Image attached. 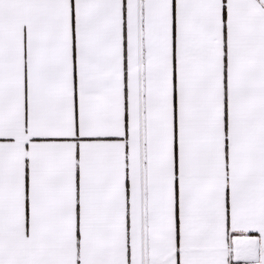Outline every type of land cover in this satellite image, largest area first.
Masks as SVG:
<instances>
[{"label":"snow or ice","instance_id":"1","mask_svg":"<svg viewBox=\"0 0 264 264\" xmlns=\"http://www.w3.org/2000/svg\"><path fill=\"white\" fill-rule=\"evenodd\" d=\"M0 264H264V0H0Z\"/></svg>","mask_w":264,"mask_h":264}]
</instances>
